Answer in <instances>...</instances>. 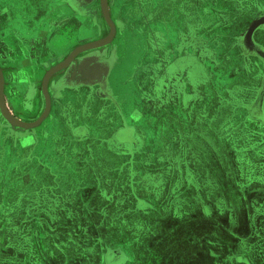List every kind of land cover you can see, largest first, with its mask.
Masks as SVG:
<instances>
[{"label":"rangeland","instance_id":"obj_1","mask_svg":"<svg viewBox=\"0 0 264 264\" xmlns=\"http://www.w3.org/2000/svg\"><path fill=\"white\" fill-rule=\"evenodd\" d=\"M253 41L264 48V32ZM224 56L194 73L204 85L185 70L158 87L157 111L126 118L134 128L109 144L82 129L61 150L50 116L25 130L0 110V264H264V57ZM8 105L37 121L42 85L38 107Z\"/></svg>","mask_w":264,"mask_h":264},{"label":"crops","instance_id":"obj_2","mask_svg":"<svg viewBox=\"0 0 264 264\" xmlns=\"http://www.w3.org/2000/svg\"><path fill=\"white\" fill-rule=\"evenodd\" d=\"M108 7L116 27L111 41L81 52L49 81L51 120L43 128L56 136L55 148L67 149L82 129L96 133L91 136L95 144H109L123 129L134 128L126 118L157 111L164 92L158 87L179 84L185 70L192 72L185 77L187 84L204 85L195 74L216 70L217 56L224 58L233 47L249 53L241 39L264 20V0H108ZM82 30H94L95 38H79ZM260 31L264 25L253 36ZM110 34L101 0H0L6 102H13L16 111L26 101L37 106L40 85L50 69L78 47ZM257 47L264 52L263 46ZM128 58L134 60L132 66L125 64ZM82 153L76 157L78 165L86 163ZM33 161L42 164L41 159ZM57 165L63 169L67 164Z\"/></svg>","mask_w":264,"mask_h":264},{"label":"water","instance_id":"obj_3","mask_svg":"<svg viewBox=\"0 0 264 264\" xmlns=\"http://www.w3.org/2000/svg\"><path fill=\"white\" fill-rule=\"evenodd\" d=\"M101 7H102V11H103V15L105 17V20L110 27L111 34L106 39H102L100 41L88 43L86 45H82V46L78 47L66 60L62 61L61 63H59L58 65H56L55 67H53L52 69H50L46 73V75L43 79V83H42L43 93H44V96L46 99V108H45V111L43 112V114L41 115V117L37 121H35L33 123H25V122L19 121L17 118H15V116H13V114L9 110V107H8L7 102L5 100L4 77H3L2 71L0 70V110H1V113L4 116V118L11 125L18 127V128L25 129V130L36 129L37 127H39L49 117L50 112H51V108H52V101H51V96L49 93V81H50L51 77L55 73H57L59 70L63 69L67 65H69V63H71V61L77 55H79L81 52L95 48V47H98V46L106 45L111 41V39L113 38V36L115 34L116 27H115V24H114L111 16H110L109 7H108V0H101ZM261 25H264V20H260V21L256 22L249 29V31L247 32V34L244 37L243 43H244L246 48H248L251 51H255L256 53H258L259 55L264 57V52L261 51V49H259L253 41L254 32ZM262 97H264V91L262 93Z\"/></svg>","mask_w":264,"mask_h":264},{"label":"bare ground","instance_id":"obj_4","mask_svg":"<svg viewBox=\"0 0 264 264\" xmlns=\"http://www.w3.org/2000/svg\"><path fill=\"white\" fill-rule=\"evenodd\" d=\"M114 172V171H113Z\"/></svg>","mask_w":264,"mask_h":264}]
</instances>
